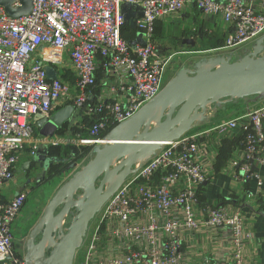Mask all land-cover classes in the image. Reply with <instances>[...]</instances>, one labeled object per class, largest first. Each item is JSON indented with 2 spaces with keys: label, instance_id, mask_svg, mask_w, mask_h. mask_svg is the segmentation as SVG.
Returning <instances> with one entry per match:
<instances>
[{
  "label": "built area",
  "instance_id": "1",
  "mask_svg": "<svg viewBox=\"0 0 264 264\" xmlns=\"http://www.w3.org/2000/svg\"><path fill=\"white\" fill-rule=\"evenodd\" d=\"M31 1L30 13L18 19L0 6V191L12 180L24 148L31 156L38 148L39 140L33 139L37 115L50 117L68 105L74 112L82 109L92 121L72 128L79 131L80 145L93 147L159 94L172 55L155 42L156 23L186 9L219 17L231 29L222 50L264 35V0ZM19 7L14 0L12 8ZM126 26L138 32L134 40L123 37ZM36 53L39 59L33 60ZM62 53L74 70L73 87L57 76L47 78L46 68L59 63ZM99 70L114 84L108 98L92 104ZM233 132L242 136L241 175L259 179L249 161L264 169V104L164 144L103 205L88 228L78 264H254L248 255L253 234L241 210L199 199L213 160L205 139ZM27 197L22 191L10 200L0 194V264H25L15 248L13 224ZM201 234L219 245L193 263L187 252Z\"/></svg>",
  "mask_w": 264,
  "mask_h": 264
},
{
  "label": "water",
  "instance_id": "2",
  "mask_svg": "<svg viewBox=\"0 0 264 264\" xmlns=\"http://www.w3.org/2000/svg\"><path fill=\"white\" fill-rule=\"evenodd\" d=\"M19 2L16 9L12 8L14 0H0V6L10 18L18 19L28 15L32 6L31 0ZM46 74L48 80L56 79L52 68H46ZM263 100L264 35L236 60L232 54H218L201 58L189 68L181 67L156 97L111 128L103 144L93 146L87 164L56 191L26 237L25 264H74L90 222L124 180L164 144L204 125L208 109L214 112L239 101L255 104ZM73 113L68 105L50 117L37 115L39 134L48 139L56 137ZM56 162L62 161L49 155L48 146L37 148L31 157V165L43 168L44 173ZM249 164L252 173L256 167L253 161ZM68 217L71 219L65 229Z\"/></svg>",
  "mask_w": 264,
  "mask_h": 264
},
{
  "label": "crops",
  "instance_id": "3",
  "mask_svg": "<svg viewBox=\"0 0 264 264\" xmlns=\"http://www.w3.org/2000/svg\"><path fill=\"white\" fill-rule=\"evenodd\" d=\"M194 12H198L200 14L199 17H201V20L203 21L200 24L201 28H203L202 32H220L219 35L217 34L216 41H219L221 44L226 42V38L231 33L229 25H226L219 17H207L195 9H186L183 13L175 15L170 21H161L156 23L154 31L159 34L163 32V28H165L164 26L174 23L177 20L186 21V26L189 25V27L194 28V26H196L195 24H199V22L195 20V16H193ZM124 16L127 20L129 19L127 6L124 7ZM192 18L195 20V22L192 20ZM209 21L212 22V25L208 28V25L205 26L204 24L208 23ZM125 28L122 31L123 37L127 40H134L138 32L129 26H126ZM190 32L193 33L192 31ZM198 36L200 35L198 34ZM191 42H193V44H191ZM181 43L190 45L191 48H195L200 44V42L197 40L190 39L182 40ZM250 45L251 44H244L232 49H221L222 51L219 54H232L233 60H236L249 49ZM189 54L193 55L195 53L192 52ZM38 55L39 54L36 53L33 56V60H38ZM193 61H195L194 57L192 59H186L183 61L185 63L182 64V66L179 65L180 63L173 64L169 73L174 75L181 67L189 68V62L192 63ZM51 67L56 73L58 79L62 80L71 87L75 85V74L67 53H62L59 57V63H56ZM95 77L96 84L91 90L90 94V103L92 104L108 98L110 96L108 94L109 88L114 84L113 80L109 78L106 72L103 70L97 71ZM258 104L263 105L264 100L255 104L248 101H239L235 104L226 105L223 109H218L214 112H211L208 109L207 122H205L204 125L195 128L194 131L211 127L222 119L236 118L238 116L244 115L248 110H252ZM74 114L75 116L73 117L72 115L70 122L67 123L65 127H63L62 130L64 135H62V137L58 134L52 139L41 136L38 137L40 139L38 144L47 143L48 145L53 146L61 144L64 136H67V134L70 132L65 131V128L70 124L73 125L75 123L77 124L78 122L87 124L92 121L90 117L84 115L82 109H80L78 113L75 112ZM33 125L35 131L39 132V130L36 128L35 118L33 120ZM205 144L207 145L208 151L213 160L211 170L209 171L208 181L199 191L200 201L211 206L224 205L238 207L244 216V225L246 229L253 234V239L248 243V255L251 256L254 264H264V169H260L259 166L255 165V172L258 170L257 172L260 174L259 179L253 178L248 180L246 177L241 175L238 166L243 162L244 154L242 136L238 132L221 136L213 133L205 139ZM29 152L30 148L25 147L21 153L19 161L15 166L12 180L7 182L0 191L1 196L5 200L12 199L14 196H16V194L22 191L28 194V201L32 191L38 190L39 187L45 183L46 180L40 184H37V186H34L32 190H30L28 175L29 173L34 172L35 167L38 169H40V167H38V165H31L32 156ZM257 180L261 181V183L259 184ZM24 207L13 224V235L15 239L14 244L17 248H19L18 246L20 240L24 238L26 239L29 231L32 229H29L27 224L29 221V215L31 213L25 212ZM218 245L219 242L216 240V238H214V241L209 242L205 238V235L201 234L198 237V241L188 249L187 258L193 263H198L203 255H209L212 251V247H216ZM17 248L16 250H18ZM19 253H21V251Z\"/></svg>",
  "mask_w": 264,
  "mask_h": 264
},
{
  "label": "rangeland",
  "instance_id": "4",
  "mask_svg": "<svg viewBox=\"0 0 264 264\" xmlns=\"http://www.w3.org/2000/svg\"><path fill=\"white\" fill-rule=\"evenodd\" d=\"M198 12H194L193 16H195V20L199 22V24H195L194 28L189 27V25H185L186 21H176L174 23H170L163 28V32L157 34L156 31L153 33V38L157 44H159L163 49L167 50V53L169 55H172L171 63L177 64L182 66L184 64L186 59H192L194 57V60L192 63L189 62V64H194L196 61H198L201 58H208L212 56H218L219 53H221L222 50H219L225 46V43L221 44L219 41H216L217 34L219 35L220 32L212 31V32H202L203 28H201V17H199ZM193 20V18H192ZM195 20H193L195 22ZM210 23V25H209ZM205 26L208 25V28L211 27L212 22H208L204 24ZM204 27V26H202ZM127 29V28H125ZM126 31V30H124ZM192 31L193 33H191ZM133 32V30H132ZM134 33V32H133ZM196 34V35H195ZM198 34L200 36H198ZM197 40L200 42L199 45H197L195 48H191L190 45L182 44V40ZM252 43V42H251ZM249 43V44H251ZM248 44V45H249ZM194 52L195 54L191 55L189 53ZM171 65V68H172ZM175 68V67H173ZM170 71V70H169ZM174 75L168 73L166 75L163 87L166 85V83L173 77ZM78 113V111H75ZM74 112V113H75ZM73 113V117L75 114ZM232 119V118H229ZM72 124H70L68 127L65 128V131H70L67 136H64L62 143L58 144L56 146L48 145L47 143L39 144L38 148H43L45 146H48L51 153H57L63 156V158L69 159V162L66 165L63 166H55L53 167V171L56 172L48 176L49 173H47L48 179H46L45 183L42 184L41 187H39L38 190L32 191V194L29 196L28 201L26 202V205L24 207L25 212H30L29 215V221L28 226L29 229L32 228L37 220L41 217L40 215L43 214V211L45 209V206L50 201V199L54 196L56 191L67 181L69 180L72 175L81 170L83 166L87 164V162L90 160V155L93 147H85L79 144V138L77 137L79 135L78 131L72 130ZM194 130L190 131L188 134L193 133ZM58 135L62 137L63 130L59 131ZM80 136V135H79ZM38 137H41L39 132L35 131L33 139L40 140ZM40 142V141H39ZM54 148V149H53ZM34 173L40 174L38 168H34ZM35 184L30 185V190L34 187ZM32 187V188H31ZM96 217V216H95ZM93 220L90 222L89 226H91ZM69 220L66 219L63 227L66 229L68 227ZM26 239H21L19 243V248L15 247L22 251L23 244ZM82 247V246H81ZM82 250V248H80ZM79 249V250H80ZM77 251L75 256L74 264H78L79 257L81 255L80 251Z\"/></svg>",
  "mask_w": 264,
  "mask_h": 264
},
{
  "label": "flooded vegetation",
  "instance_id": "5",
  "mask_svg": "<svg viewBox=\"0 0 264 264\" xmlns=\"http://www.w3.org/2000/svg\"><path fill=\"white\" fill-rule=\"evenodd\" d=\"M54 149V148H53ZM51 150V149H50ZM49 150V155L51 156V157H57L60 161H62V162H56V163H51L50 164V167H49V169H48V171L47 172H45L44 173V171H43V168H40L39 169V171L41 172L40 174H36V173H29V175H28V183L30 184V185H32V184H35L34 186H37V184H40L41 182H43L44 180H46V179H48L49 177H47V173H49V175L48 176H51V175H53L55 172L53 171V167H55V166H63V165H66L68 162H69V159H67V158H63V156H61L60 154H57V153H51V151ZM44 166V165H43ZM32 188V187H31ZM68 220H70L71 218L70 217H68L67 218ZM68 222V221H67ZM69 223V222H68ZM23 246V249H22V251H21V253H22V255H24V252H25V242H24V244L22 245ZM16 248V247H15ZM17 252H20V251H18L17 250ZM20 253V254H21Z\"/></svg>",
  "mask_w": 264,
  "mask_h": 264
},
{
  "label": "trees",
  "instance_id": "6",
  "mask_svg": "<svg viewBox=\"0 0 264 264\" xmlns=\"http://www.w3.org/2000/svg\"><path fill=\"white\" fill-rule=\"evenodd\" d=\"M88 124V123H87ZM61 131V130H60ZM78 131V130H77ZM79 132V131H78ZM82 135V137H86L87 135L83 132L80 133ZM200 199V198H199Z\"/></svg>",
  "mask_w": 264,
  "mask_h": 264
}]
</instances>
